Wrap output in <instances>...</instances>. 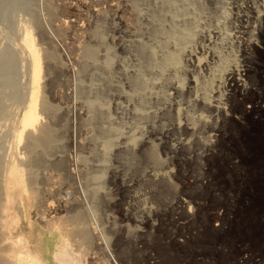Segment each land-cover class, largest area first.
<instances>
[{
  "label": "rangeland",
  "instance_id": "obj_1",
  "mask_svg": "<svg viewBox=\"0 0 264 264\" xmlns=\"http://www.w3.org/2000/svg\"><path fill=\"white\" fill-rule=\"evenodd\" d=\"M73 1L0 0V248L13 213L35 254L46 204L62 244L91 229L108 260L264 264V0ZM28 32L52 134L37 148L21 128Z\"/></svg>",
  "mask_w": 264,
  "mask_h": 264
},
{
  "label": "bare ground",
  "instance_id": "obj_2",
  "mask_svg": "<svg viewBox=\"0 0 264 264\" xmlns=\"http://www.w3.org/2000/svg\"><path fill=\"white\" fill-rule=\"evenodd\" d=\"M64 2L70 8H75L74 7L75 3L73 0H64ZM22 48H23V51L26 54L28 61L30 63V66H31V74H30L31 82L29 84L28 107H27V110L24 113V116L22 118L21 128H22V133H27L29 135V137L30 136L33 137V135H35L34 137H37V138H35V140L31 139L32 144H30V142H29V144L32 145L31 147L34 146L33 148H35V147L37 148V145L39 146V145H41V143H42V145H45L46 142H49L52 134L49 137L48 132H51V131L50 130L48 131V129L46 130L44 128V125L42 123L43 119H42L41 113L39 112V103H40L39 102V95L41 92V76H42V70L43 69H42V62H41V55L39 52V48H38L37 43H36L31 32H28L25 34L24 40L22 42ZM52 57L53 56L50 55L49 59H51ZM56 62H58V61H56ZM174 68H175V66H174ZM242 78L243 77H238L236 72L229 71L224 75V83L230 88H234V87L236 88L237 87L236 89L234 88V90H238V89L242 88V86L244 85L245 81ZM217 81L222 82V75L217 76ZM191 83L193 84V81L190 82V86L192 85ZM191 90H193V89H191ZM206 98L203 99L204 103H205L204 105H207V106L209 105L211 108L215 107L217 110L220 109V107L218 106L219 103L216 106H211L210 104L212 102L209 101L208 98L207 99ZM219 113H221V112H219ZM49 126H51V125H49ZM46 127H47V125H46ZM49 129H51V128L49 127ZM184 134H186V132H184ZM187 134H188V132H187ZM20 137H19V139H20ZM46 145H48V143ZM147 145H148V143H147ZM145 157L147 158L148 161H152V162L158 161L154 152L148 153V156H145ZM51 183H53V182H51ZM169 186L170 185H166V184L161 186V190H160L161 192L158 190L160 197H161L162 193H163V195L165 194V192L169 194V192H170ZM51 187H53V186H51ZM50 189L51 188H49V190ZM171 193H173L172 190H171ZM159 195H158V197H159ZM46 199H44L45 203L47 202ZM50 210L51 209L49 207H47L45 204L43 210L41 211V215H40L41 220L48 218V217H50L51 219L50 220L46 219L47 222L43 220L44 223L46 222L45 224L49 223V225H48V227H46V226H44L45 224L43 223V230H42L41 235H40L39 240H38V250L35 254H32V252H30V249L27 248V246L24 242L22 234L19 233L22 230V225L19 223V220H16L17 218H15L13 213L9 214V213L5 212L7 214V217L9 218L8 220H5L9 224V232H7L5 234V239L1 235V237L4 239L2 242L8 241V240H13L12 243L7 245L6 249L0 248V253H4V255H3L4 257L6 256L5 260L8 262L7 264H111V262H114V264H117L116 263L117 259H119V261H121L123 259L120 257L121 254H122V257L125 258V256H123V255H125L124 252H126L125 248L124 247H118V249H115V250L112 249V251L117 252V253L118 252L121 253L120 256L117 255V257H116V254H110V255L108 254L109 258H110L108 260L107 255L105 254L106 255L105 256L103 254L104 252L101 254V251L103 250L102 248H101L102 249L101 250L100 247L95 245V244L94 245L96 247H93L92 239L94 237L93 236L89 237V235H88V232L91 230L90 228H89L90 230H88V231H86L88 228L87 229L85 228V230L83 231V234H82V238H81V241H82L81 244H85L86 246L84 248H83V246H80L79 249H76V250H73L72 248L69 249L68 246L66 247L64 244H62V243H64V240L60 241L61 240L60 236H63V235H61L63 230H65V229L68 230V227L64 223L66 221H61L60 217L59 218L57 217V213H55V216L50 214V212H51ZM61 218H62V216H61ZM9 220L11 221V223L9 222ZM76 221H79V220H76ZM90 226H92V224H90ZM218 230L219 229H216L215 231H218ZM0 240H2V239H0ZM96 242H97V240H96ZM105 242H107V241H105ZM101 243H100V246L102 245ZM103 245H104V243H103ZM40 247H41V249H40ZM106 251H105V253H107ZM7 255H9V257H7ZM118 257H120V258H118ZM123 260L126 262L125 259H123ZM124 261H121V262H123L122 264H125ZM1 262H3V261H1ZM2 264H5V263H2Z\"/></svg>",
  "mask_w": 264,
  "mask_h": 264
}]
</instances>
